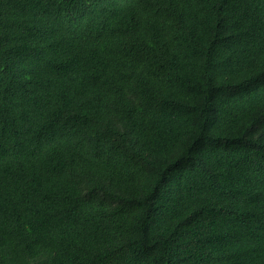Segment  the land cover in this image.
Returning <instances> with one entry per match:
<instances>
[{"label":"trees","instance_id":"16d2710c","mask_svg":"<svg viewBox=\"0 0 264 264\" xmlns=\"http://www.w3.org/2000/svg\"><path fill=\"white\" fill-rule=\"evenodd\" d=\"M0 264H264V0H0Z\"/></svg>","mask_w":264,"mask_h":264}]
</instances>
